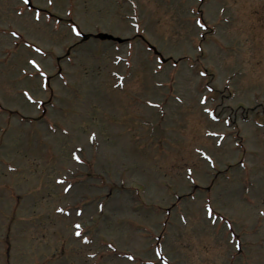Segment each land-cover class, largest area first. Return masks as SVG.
<instances>
[{"label":"rangeland","instance_id":"374dc122","mask_svg":"<svg viewBox=\"0 0 264 264\" xmlns=\"http://www.w3.org/2000/svg\"><path fill=\"white\" fill-rule=\"evenodd\" d=\"M164 263L264 264V0H0V264Z\"/></svg>","mask_w":264,"mask_h":264},{"label":"snow or ice","instance_id":"6c2138e0","mask_svg":"<svg viewBox=\"0 0 264 264\" xmlns=\"http://www.w3.org/2000/svg\"><path fill=\"white\" fill-rule=\"evenodd\" d=\"M24 2H25V3H28V0H24ZM49 3H50V4L53 3V0H49ZM35 19H36V20H40V12H39V11H36V13H35ZM15 34L18 35V33H15ZM31 63H32V64H33L38 70L40 69L41 66H40V64L37 63V61L32 60ZM149 103H151V101H149ZM76 159L79 160L80 157L77 156ZM189 171H191V169H189ZM61 211H63V209H61ZM81 212H82V210H81ZM211 214H212V213H211V210H210V211H209V215H211ZM80 227H81V225H79V224L76 225V228H77V229H79ZM76 234H77V235H80V232L78 231ZM84 238L87 239L86 236H85Z\"/></svg>","mask_w":264,"mask_h":264}]
</instances>
